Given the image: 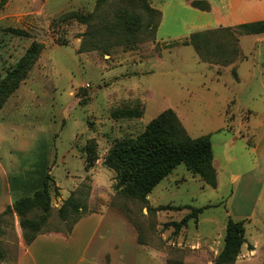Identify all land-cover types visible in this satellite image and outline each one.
<instances>
[{
	"label": "rangeland",
	"instance_id": "1",
	"mask_svg": "<svg viewBox=\"0 0 264 264\" xmlns=\"http://www.w3.org/2000/svg\"><path fill=\"white\" fill-rule=\"evenodd\" d=\"M206 1L208 12L163 0L162 18L134 0H6L0 9V84L10 85L31 44L42 46L0 110V121L23 128L29 139L43 134L48 143L44 160L54 186L42 235L66 234L80 216L105 215L81 264H214L229 219L242 221L245 240L232 264H264V211L259 205L235 215L233 207L251 205L237 192L241 179H231L245 173L247 147L264 124V33L242 38L236 31L264 21V0ZM134 9L143 21L132 49L78 53L87 25L72 13L99 17L92 22L98 27ZM218 27L239 37L228 66L202 61L191 45L193 33ZM222 45L213 41L218 52ZM166 110L190 138L209 136L218 184L205 185L182 164L144 200L128 197L104 159L115 142L136 138ZM69 196L78 209L61 218ZM193 209L203 210L177 226ZM1 231L0 264H17L25 242L16 213L3 218Z\"/></svg>",
	"mask_w": 264,
	"mask_h": 264
},
{
	"label": "trees",
	"instance_id": "2",
	"mask_svg": "<svg viewBox=\"0 0 264 264\" xmlns=\"http://www.w3.org/2000/svg\"><path fill=\"white\" fill-rule=\"evenodd\" d=\"M135 1L140 5L141 10L148 15L155 14L158 17L160 16V13L150 6L148 0ZM5 3L6 0L0 2V9L3 8ZM191 6L201 11L209 10L208 4L204 1L194 0L191 2ZM71 19L87 25V32L83 35L78 53L94 50L107 53L106 46L110 45L132 49L136 45V35L143 21L141 14L136 9L116 16L113 22H102L98 27L92 25L94 19L99 20V17L95 15L72 13ZM100 19L103 18L100 17ZM231 31V28H227L192 34L191 37L196 39V41L191 45L199 52L202 61H207L214 65L223 64V66H228L234 61L230 55L234 53L236 60L239 53L238 38ZM236 31L240 35L263 34L264 21L242 24L236 28ZM213 41L224 43V45L219 46L221 52L215 50ZM229 43L232 45V49L227 51L224 47L229 46ZM41 49V45L31 44L25 56L20 59L10 73V85L8 86L5 83L0 84V110L3 108L9 95L17 89L20 79L33 64L35 57ZM201 51L202 53H200ZM218 53L221 54L219 55L220 57L223 55V60L217 57L216 54ZM212 161L213 154L209 136L190 138L179 124L176 116L170 110H166L152 120L136 138L115 142L104 159V165L115 172L116 189L128 197L144 200L161 181L166 179L176 167L182 164L193 175L198 176L205 185L216 188V172ZM51 185H53V180L49 173H47L40 190L16 200L11 207H7L0 214V235L2 233L3 218L11 216L13 213H16L19 218L26 246H29L39 235H42V227L46 223L51 210ZM53 190L55 196L58 195V188L53 187ZM68 208L72 212H76L78 209V205L75 204L72 196H69L60 209L61 218L66 217ZM33 210L41 212L37 219L28 217ZM202 210L193 209L177 226H185L190 218L200 214ZM82 217L80 216L72 222L70 228L64 234L65 236L70 234L72 227ZM244 242L242 221L229 219L225 229L224 246L214 264H232ZM3 258L4 252L0 249V260H3Z\"/></svg>",
	"mask_w": 264,
	"mask_h": 264
},
{
	"label": "crops",
	"instance_id": "3",
	"mask_svg": "<svg viewBox=\"0 0 264 264\" xmlns=\"http://www.w3.org/2000/svg\"><path fill=\"white\" fill-rule=\"evenodd\" d=\"M148 1L150 6L161 14L163 0ZM192 1L194 0H186L190 7H192ZM197 1L206 2L210 11L211 1ZM160 17L162 18V14ZM227 28L230 27L205 29L195 33ZM257 36L242 35L241 37ZM260 126L261 132L247 147L251 158L244 169L245 173L231 177L232 181L241 179L237 192L240 196H244L247 204L251 205L250 210L233 207V212L237 216L249 215L248 213L257 209L259 205H261V211H264V124ZM19 129L15 128L10 121H0V214L7 207H11L16 200L40 190L45 175L50 173L48 164L44 160L46 153H49V148L43 134L29 139L22 134L24 129ZM212 165L216 170L214 156ZM104 219L105 215L102 213H90L83 216L67 236L60 233L39 235L29 246L23 244L17 264H81Z\"/></svg>",
	"mask_w": 264,
	"mask_h": 264
}]
</instances>
